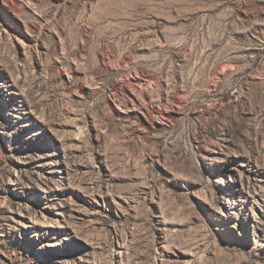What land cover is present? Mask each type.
I'll use <instances>...</instances> for the list:
<instances>
[{
	"label": "rangeland",
	"instance_id": "rangeland-1",
	"mask_svg": "<svg viewBox=\"0 0 264 264\" xmlns=\"http://www.w3.org/2000/svg\"><path fill=\"white\" fill-rule=\"evenodd\" d=\"M0 264H264V0H0Z\"/></svg>",
	"mask_w": 264,
	"mask_h": 264
}]
</instances>
